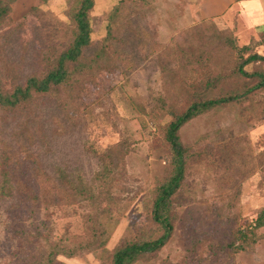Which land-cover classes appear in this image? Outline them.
I'll return each mask as SVG.
<instances>
[{"label": "rangeland", "instance_id": "rangeland-1", "mask_svg": "<svg viewBox=\"0 0 264 264\" xmlns=\"http://www.w3.org/2000/svg\"><path fill=\"white\" fill-rule=\"evenodd\" d=\"M119 2L95 0L92 44L84 49L81 66L68 65L64 84L48 95H35L28 106L31 112H18L17 118L0 111V139L8 138L18 147L23 135L26 144L35 137L36 151L45 154L43 131L50 142V162L81 163L88 179L101 168L102 151L116 143L128 150L120 164L122 174L113 172L118 175L111 186V195L121 202L100 214L110 250L146 227V201L153 199L158 181L172 173L167 125L195 99L252 86L257 78L241 75L238 66L252 53L264 54V35L192 16L199 0L127 2L123 14L112 19ZM71 4L72 0L16 1L12 22L0 25V71L8 63L12 72L24 73L18 78L24 82L25 75L44 70L43 55L52 58L66 50L74 27ZM34 6L38 8L27 13ZM259 13L242 17L251 19ZM110 25L112 47L105 41ZM245 45L249 50L244 53ZM262 67L264 60H259L245 69L253 72ZM0 86L5 92L13 87L4 79ZM27 118L29 123L22 127ZM179 135L189 156L174 197V230L160 251L135 264H264V226L248 230L264 209V88L237 103L203 112L186 122ZM54 221L56 236L68 228L85 232L80 216ZM162 233L160 229L155 237ZM244 238L249 243L239 251L234 243L245 244ZM43 242L37 241L36 249ZM30 248L28 241L6 233L0 225V257H4L0 264L17 253L27 254ZM59 260L101 263L97 253L59 256Z\"/></svg>", "mask_w": 264, "mask_h": 264}, {"label": "trees", "instance_id": "trees-1", "mask_svg": "<svg viewBox=\"0 0 264 264\" xmlns=\"http://www.w3.org/2000/svg\"><path fill=\"white\" fill-rule=\"evenodd\" d=\"M16 1L18 0H0V25L12 22L11 13ZM39 1L43 4L49 0ZM135 1L143 0H120L119 4L115 5L110 18L122 15L123 5ZM94 6L95 0H72L69 14L74 27L69 46L52 58L48 54L43 55L46 62L43 71L34 70L25 75L24 82H20L18 78L24 76L22 75L24 73L12 72L6 62V66L0 71V83L4 79L13 87L11 92H5L0 86V111L4 115L31 112L32 109L28 106L31 107L35 95H48L54 88L64 84L68 79L69 64L81 66L83 51L92 44L91 11ZM37 8L38 6H34L27 13ZM19 28L20 24H17L15 29ZM113 30V26L110 25L105 37L107 43L110 41L108 45L111 47L113 45L111 40L114 39ZM262 35L264 33L260 37ZM232 47L237 48L234 42ZM103 49L105 50V47ZM241 50L247 52L248 45L243 46ZM259 60H264V54L252 53L238 66L241 75L257 78L252 86L195 99L184 113L176 115L167 125L165 140L170 146L169 162L172 173L158 181L152 190L153 199L146 201L149 224L147 222L146 227L138 228L136 234L125 236L113 250L107 248L108 233L100 214H105V211L121 202L120 197L111 195L112 183L117 180L118 175L113 172L122 174L123 169L120 168V164L124 163L128 154V150L124 149L121 143H116L106 151H102L101 156L98 157L101 168L88 179L84 175V166L81 163L79 166H73L70 163L60 165L50 162L47 155L50 152V142L43 131L40 140L47 146L45 154L36 151L35 142L33 143L35 137H31L30 142L26 144L23 142L25 136L23 135L17 142L18 147L10 144L8 138L0 139V225L6 228V233L19 237L22 241H28L31 246L27 254L17 253L13 258H9L6 264H63L59 256L73 257L80 253H97L100 264H135L141 259H149L160 251L167 244L174 230V197L181 187L188 164V148L183 145L179 130L186 122L203 112L220 105L237 103L240 99L247 98L251 92L264 88V67L253 72L245 69L246 65ZM210 91L213 92L212 89ZM28 119L22 123V127L26 128ZM2 134L3 131L0 130V137ZM97 183L99 185H96ZM103 195L108 196L107 200L100 198ZM103 202L106 204L103 205ZM73 216H80L83 219L85 232L73 233L68 228L61 235L56 236L55 217ZM35 217L38 220L37 225H34ZM262 226H264V209L257 214L248 230L253 231L254 228ZM160 229L163 233L155 237ZM241 235L245 237L243 233ZM37 241H44L40 244L41 248L36 249ZM244 241L245 244L234 243V246H238L239 251L243 248L245 250V245L249 241L245 238ZM230 246H233V243ZM2 260L4 257L3 259L0 257V261Z\"/></svg>", "mask_w": 264, "mask_h": 264}, {"label": "crops", "instance_id": "crops-1", "mask_svg": "<svg viewBox=\"0 0 264 264\" xmlns=\"http://www.w3.org/2000/svg\"><path fill=\"white\" fill-rule=\"evenodd\" d=\"M258 10L261 12L259 16H252L251 19L242 17ZM192 16L248 29L250 35L264 33V0H199L197 12Z\"/></svg>", "mask_w": 264, "mask_h": 264}]
</instances>
